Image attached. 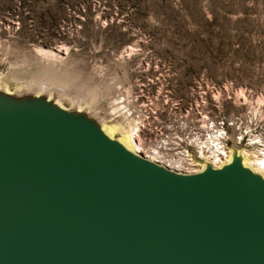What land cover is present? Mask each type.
Wrapping results in <instances>:
<instances>
[{
  "label": "water",
  "instance_id": "water-1",
  "mask_svg": "<svg viewBox=\"0 0 264 264\" xmlns=\"http://www.w3.org/2000/svg\"><path fill=\"white\" fill-rule=\"evenodd\" d=\"M0 87V264H264V177L126 148L58 86ZM62 100H68L64 106Z\"/></svg>",
  "mask_w": 264,
  "mask_h": 264
},
{
  "label": "rangeland",
  "instance_id": "rangeland-1",
  "mask_svg": "<svg viewBox=\"0 0 264 264\" xmlns=\"http://www.w3.org/2000/svg\"><path fill=\"white\" fill-rule=\"evenodd\" d=\"M58 46L60 72L96 86L103 117L147 66L176 97L208 86L264 98V0H0V72L36 73L34 50Z\"/></svg>",
  "mask_w": 264,
  "mask_h": 264
},
{
  "label": "built area",
  "instance_id": "built-area-1",
  "mask_svg": "<svg viewBox=\"0 0 264 264\" xmlns=\"http://www.w3.org/2000/svg\"><path fill=\"white\" fill-rule=\"evenodd\" d=\"M160 77L156 66L145 67L143 76L118 86L105 109L108 118L128 122L136 153L185 173L200 165L192 153L219 167L230 156L229 146L241 142L264 158V101L247 99L243 91L246 100L236 103L235 91L208 86L198 87L190 98L176 97ZM253 136L258 141L249 144Z\"/></svg>",
  "mask_w": 264,
  "mask_h": 264
},
{
  "label": "bare ground",
  "instance_id": "bare-ground-1",
  "mask_svg": "<svg viewBox=\"0 0 264 264\" xmlns=\"http://www.w3.org/2000/svg\"><path fill=\"white\" fill-rule=\"evenodd\" d=\"M66 50V47L63 46H58L54 50L56 53L52 50H45L40 47L36 48V50H34V55L37 60L36 62H38V65H36V73H28L27 71L22 69H20V71L11 70L6 73L0 72V87L2 86L5 89H8L9 82L14 83L16 87L38 86L40 88H44L49 87L48 85L58 86L59 88L64 90L63 92H65V95L69 96V94L75 92L79 99L84 102V104L91 105L95 110L101 112L103 110V107L99 100L100 93L95 89L96 86L94 88L76 86V84L72 80H70L60 72V68L63 65V57L59 56L57 53H62L65 55ZM130 51H134L133 48L129 49V52ZM109 88L111 89V87L107 86L104 90H102L103 95H105L110 90ZM234 98L236 100V103L239 100H246L241 90L234 92ZM255 98L256 102L264 101L263 97L258 96ZM108 117L106 116V114H104V131L110 137L117 136L118 140L126 148L133 152H137L138 146L132 139L129 130L127 129L128 122L125 119H111ZM257 141L258 140L255 136L249 138V144L256 143ZM239 153L242 156V163L245 166L249 167L256 173H260L264 177V158L257 154V149L250 151V149L242 148ZM155 158V156H148V159L151 161H153ZM228 161H230V156L226 158V162ZM203 167L204 165L200 164L197 170H194V172L201 170Z\"/></svg>",
  "mask_w": 264,
  "mask_h": 264
}]
</instances>
